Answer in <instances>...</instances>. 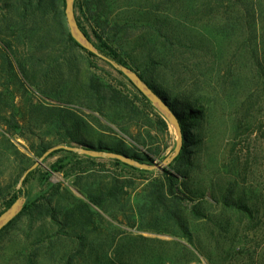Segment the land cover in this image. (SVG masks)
I'll list each match as a JSON object with an SVG mask.
<instances>
[{
	"label": "rangeland",
	"instance_id": "374dc122",
	"mask_svg": "<svg viewBox=\"0 0 264 264\" xmlns=\"http://www.w3.org/2000/svg\"><path fill=\"white\" fill-rule=\"evenodd\" d=\"M78 3L82 0H73L76 22L85 13ZM105 5L115 20L139 24L136 37L121 36L115 45L130 70L139 78L144 74L167 98L195 103L202 97L208 108L193 133L202 140L194 148L198 168L190 179L180 180L193 196L199 191L184 210L191 237L173 236L167 222L159 230L149 225L150 187L162 179L184 144L174 118L104 52L91 57L60 44L57 37L46 42L55 39L49 33L51 14L28 20L16 9L0 10V91L5 102L0 116L18 111L21 125L9 132L0 117V218L18 202L13 200L18 190L32 199L58 192L55 207L66 210L89 191L117 183L126 196L99 212L102 231L89 236L75 264H264V0H107ZM66 16L73 37L68 7ZM87 17L91 20L83 15L86 24ZM153 24L165 28L173 46L157 38ZM5 53L14 62L10 76L1 60ZM41 57L44 66L38 64ZM90 72L131 98L139 114L71 103L69 95ZM252 92L258 94L256 126ZM57 108H62L61 117L52 116ZM77 136L104 143L121 139L157 157L149 165L75 152L71 149H87L75 142ZM39 144L50 149L39 155ZM56 165L63 169L54 171ZM228 189L254 204L257 220L226 210L222 195ZM26 202L24 198L15 219ZM58 230L48 219L22 218L0 239V264H67L65 253L73 245ZM74 243L79 250L81 241Z\"/></svg>",
	"mask_w": 264,
	"mask_h": 264
},
{
	"label": "trees",
	"instance_id": "16d2710c",
	"mask_svg": "<svg viewBox=\"0 0 264 264\" xmlns=\"http://www.w3.org/2000/svg\"><path fill=\"white\" fill-rule=\"evenodd\" d=\"M106 1L107 0H82V3H78L81 10L85 9V13L83 12L84 18L86 15L91 18V20H89L87 17L86 24L85 20H83V15L78 16L76 18L78 27L97 50L112 57L118 64L133 70L120 52L117 51L115 45L121 36L126 38L136 37L140 32L139 24L129 22L121 23L115 20L112 16L110 7L107 8L106 11L103 8V4L105 5ZM66 8L67 0H0V10L16 9L20 17H24L28 20L35 18L36 15L41 13L51 14L52 19L49 23V33L50 35L54 33L55 39H47L46 42L55 41L57 40V37L60 44L65 43L66 46L70 44L72 48L86 52L91 57H96L95 54L88 51L80 42L72 37L67 25ZM151 27L152 32L156 33L158 39H161L168 46L174 45L171 41L170 35L162 25L153 24ZM91 35H94L99 41L98 44L93 42ZM42 49L45 54L50 53V49L48 50L47 48H44L43 44ZM1 60L3 67L7 72V76H10L14 69L13 59L5 53ZM37 61L41 66L46 64L43 57L38 58ZM48 67H45L46 70ZM139 76L169 105L178 118L184 136V144L181 148V152L175 158L174 163L165 170L162 179L159 182L151 185L148 192V209L150 212L149 225L152 226V228L159 230L161 223L167 222L173 231V236L190 239L191 232L184 217V210L187 203L192 202L193 198H195L196 195H199V191H196V194H194L195 196H193L189 192V187L186 182L180 184V180L190 179L191 172L198 168L196 167L194 148L200 144V141L202 140L198 139L197 135H194L193 133L195 131L197 132V126L202 120V115L207 114L208 108L203 104L204 99L202 97L198 98L195 103H192L190 98L181 99L174 96L167 98L165 92L151 84L144 74L139 73ZM3 96V92L0 91V106L5 105ZM257 96V92H252V126H256L257 124L253 121L254 99ZM69 97L71 103H74L75 101H78V103L86 101L84 102V105L87 104L88 107L95 109L96 111L104 107H113L123 109L130 114H137L139 112L138 106H136L131 98L113 86L102 82L91 72L84 82L77 83L75 92L69 95ZM62 113V108H57L52 116L61 117ZM18 115V111L15 110L9 111L8 114L2 112L0 117L2 121H4L3 124L9 132H16L21 127ZM64 126L67 127V124L64 123ZM74 140L87 149L126 156L132 160L140 162L141 164L151 165L157 157L144 154L138 149L128 146L127 143L121 139L114 140L110 143H104L91 142L85 138H81V136H77ZM37 149L39 155H42L50 149V146L39 144ZM155 155L158 154L156 153ZM256 159H258V157H256ZM52 168L54 171H60L63 169V167L57 165ZM31 175L33 174L31 173L29 176ZM28 181L29 178L23 182L24 187ZM126 193L127 192L124 188L117 183L103 184L97 189L89 191L86 194L85 199H78L70 208L61 210L55 207L58 192L52 194L51 197L32 199L29 197L27 191L18 190L14 194L13 200L27 198V202L19 216L0 232V239L3 235H6L16 227L24 217H29L31 221L45 218L49 220L52 226L59 229L58 231L65 237V241L70 242L71 246L73 245L71 250L67 251L65 254L68 259L66 260V263L75 264L78 261V256L76 255L80 254L82 249L86 247L89 236L93 233H100L102 231L101 221H98L99 212L103 211L111 201L121 202L126 196ZM258 193L262 194V191ZM213 196H215V194ZM222 197L227 211H239L244 216H247L252 220H257V208L254 204L251 205L243 201L240 194H233V191L228 189ZM13 202L14 201H10L9 206H11V203ZM1 215L2 213H0V216ZM193 215L199 217L200 214L194 209ZM76 240L81 241V247L77 251V246L74 243ZM236 255H238V253H236ZM109 264L117 263L110 261Z\"/></svg>",
	"mask_w": 264,
	"mask_h": 264
},
{
	"label": "water",
	"instance_id": "95a60500",
	"mask_svg": "<svg viewBox=\"0 0 264 264\" xmlns=\"http://www.w3.org/2000/svg\"><path fill=\"white\" fill-rule=\"evenodd\" d=\"M67 7H68V16H69V21H70V25L72 27V34L73 37L75 38V40H77L78 42H80L82 44L83 47H85L88 51H90L93 54H97V49L95 48V46L90 42V40L82 33V31L80 30V28L78 27V24L73 16V0H67ZM81 39L83 40V42L81 41ZM115 68L120 71L121 73H123L124 75L127 76V78L129 79V81L136 87L138 88L142 93H144L145 95L149 96L153 101H155L157 104H159L160 106H162L164 108V110L170 114V116L172 118H174L179 132L182 135V130L180 127V124L178 122V119L176 117V115H174V113L172 112L171 108L169 107V105L164 102L161 98H159L158 95H156V93L145 83L143 82L132 70L122 66V65H115ZM180 139H182L180 137ZM181 145L178 147V150L176 152V154L180 153L181 150ZM75 152H81L84 154H88V155H94L97 154L99 156H105V157H110V158H115V159H119V160H124V161H132V159L126 157V156H121V155H117V154H112V153H98V152H93L87 149H71ZM134 161V160H133ZM138 164V163H137ZM139 165V164H138ZM145 167V166H143ZM148 168V167H145ZM24 198L19 199L17 203L14 204V206L6 213L4 214L1 218H0V232L10 223L12 222L15 217L18 215L19 213V207L22 204Z\"/></svg>",
	"mask_w": 264,
	"mask_h": 264
}]
</instances>
